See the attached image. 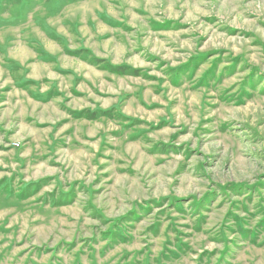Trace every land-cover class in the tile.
Segmentation results:
<instances>
[{"label": "rangeland", "instance_id": "rangeland-1", "mask_svg": "<svg viewBox=\"0 0 264 264\" xmlns=\"http://www.w3.org/2000/svg\"><path fill=\"white\" fill-rule=\"evenodd\" d=\"M0 93V264H264V0H0Z\"/></svg>", "mask_w": 264, "mask_h": 264}, {"label": "crops", "instance_id": "crops-1", "mask_svg": "<svg viewBox=\"0 0 264 264\" xmlns=\"http://www.w3.org/2000/svg\"><path fill=\"white\" fill-rule=\"evenodd\" d=\"M9 72L12 73H18V71L24 69V71H27V74H22L20 77L18 75V80L15 82L17 88H21V89H29V88H33L34 90L32 91V94H34L35 92V87L37 92L35 93V98L38 101L41 102H49V100H51L52 98V94L50 93V91H40L41 87H42V81L41 79L39 80V78H29L27 75L28 73L31 71V69H29L28 67H5ZM101 68H105V67H101ZM56 69L61 71H65L64 69H62L61 67H56ZM111 71L112 74L116 75V64H113V67H111V69L109 70ZM115 72V73H114ZM110 73V72H109ZM38 87V88H37ZM55 86H52L50 88H54ZM2 94V93H0Z\"/></svg>", "mask_w": 264, "mask_h": 264}, {"label": "trees", "instance_id": "trees-1", "mask_svg": "<svg viewBox=\"0 0 264 264\" xmlns=\"http://www.w3.org/2000/svg\"><path fill=\"white\" fill-rule=\"evenodd\" d=\"M121 68H119V70H120Z\"/></svg>", "mask_w": 264, "mask_h": 264}]
</instances>
